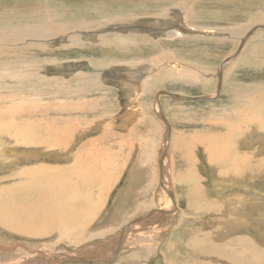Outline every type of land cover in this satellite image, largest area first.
Segmentation results:
<instances>
[{
	"label": "rangeland",
	"instance_id": "1",
	"mask_svg": "<svg viewBox=\"0 0 264 264\" xmlns=\"http://www.w3.org/2000/svg\"><path fill=\"white\" fill-rule=\"evenodd\" d=\"M142 1L143 0H58V1L48 0V3H52L53 6H56L55 4L57 5L62 4L63 7L69 6L68 8L76 7L75 9L83 8L85 10H88L86 15L75 14L74 16H72V19H74L75 22H79V21H91L95 19L97 16L101 17L105 15L108 17H114L115 15H120L121 12H123L122 14L126 15V18L131 15L132 17H138V18L139 17L151 18V12L152 13L157 12L156 8L166 7L168 5L170 6L176 2H179L180 0H165L169 2L158 3L157 5L153 6L154 10L148 9L149 13H145L146 12L145 11L144 12L145 14L143 13L141 16L140 15L141 12L138 11V9H135L134 7ZM92 6H97L98 8L99 6H101V8H104L107 10L105 11L103 10L104 11L103 13L93 12L89 10V7H92ZM108 7H110V9ZM194 7H196L195 12L200 17L199 19L200 21L199 22L197 21V23L193 22L194 23L193 26L197 27L198 25L199 26L201 25V27H205L208 29H211V28L219 29V30L222 29L221 30V32L223 31L222 37H214L211 35L212 32L210 34V32H208L207 30H199L195 28L194 29L195 31L200 32L199 34H203V33L204 34L202 36L201 35H198V36L197 35L195 36L185 35L183 37L177 36V37H172L171 39L167 37L165 38L161 37L160 40L165 43H163L162 45H158V47L157 46L151 47L152 45L151 41L144 39L147 41L143 40L142 42H140L141 38L139 39L135 35H130L131 39H133V37L135 36L134 39H137V40L139 39V43L143 45L136 46V44H134L135 46H130L129 48H132V49H129V50L133 51L134 53V54L132 53L130 56L129 54L131 52L121 53L120 51H118L117 53L114 52L113 54L111 53L112 55L109 56L110 58L113 56L111 59L121 58V60L123 61H128L131 58V60L133 59L135 63H142V62H147L148 60L150 61L152 57L153 59L161 57L160 53L169 51L170 56H171L169 57V59L175 57L176 59H181L182 61H186L192 64H197L196 66H199L200 67L199 69L201 70V71H198V70L195 71L198 76V78L196 76L197 79H193L194 76L188 77V78L187 77L185 78V76H182V77L176 76V78L170 77V76L166 77V74H164L162 77H160V79H158L156 86L148 94V96H146L145 94L144 97L136 99L140 104L143 101L145 103V108L144 106H142V108L140 106L138 108V111L135 113V115L134 116L131 115V119L129 123H127L125 126L121 125L122 124L121 115L124 114V112L128 109V106H130L131 103L132 104L136 103L135 105H137V102L130 101V104H126L125 95H124L125 93L119 87H116L112 85L111 83H107L106 85L108 86H104L103 88L102 87L95 88L94 86L90 87L91 85L90 80L85 81V79L81 80V79H77L73 75L70 76L69 74H73V72H71V70H68L66 66L64 67L63 64L61 65L59 64L61 60L78 59L79 66L81 65L84 66L83 64H89L88 57L89 58L93 57L94 59H98L102 57L100 55L101 52H99L100 50H98V49H101L102 47L94 48L93 45L90 46L88 42L86 41L83 46L82 45L75 46L74 48L67 47L68 49H63V48L62 49L58 48L55 50L48 49L49 51L48 50L38 51L35 54L36 56L41 57V58L43 57H52V58L54 57L56 59L59 58L55 64L54 63L52 64L44 63L43 64L42 74L44 75V77H47L50 80L57 78L59 82L58 84L59 86L56 88L54 86H51L53 82H49L51 83L50 88L49 89L44 88L43 90L44 93L42 94L38 93V96L41 98L40 106L41 107L45 105L50 106V104L60 103V102H64V103L76 102V104L73 106V110L69 108V110H65L66 112H62V113L64 114V116L71 115L72 119L75 118L77 120V121L74 120L77 123V128L73 130V134L75 133L73 138L76 137L77 139L79 138V136H81L79 139V143L77 144L78 151H76L75 148L69 149V148L63 147V149H60L58 153L56 152L57 153V156H56L54 155L55 153L52 154L53 153L52 150L49 151V148H46V150L43 149V151H41V149L40 150L38 149V153H40L41 155L40 157H38L39 162L40 163L53 162L55 160L54 157L55 158L57 157L58 159H60V157L61 158L67 157L69 159L68 161H65L67 163L64 162L65 164L64 170L61 168L60 170L64 172V174L66 175H69L72 173L71 175L74 178L76 175L75 174H74L75 176L73 175L74 168L72 167L73 163L71 162H76V165H79L82 163V166L84 165L83 169L85 171L82 170L80 173L82 174L84 172L83 175L84 174L85 175L84 176L81 174L80 175L83 177L84 180L88 176L89 173H91L90 175H92L91 170L95 169V167H97V170L99 168H100L99 170H101V166H102V170H103L104 164L108 166L106 167L105 170H103L99 174H95V173L93 174V179H91V182H93V184L97 183L96 185H94L97 187V189L94 186H93L94 187L93 189H90L89 188L90 185H88L84 187L83 190L80 191L81 195L82 194L88 195V197L91 196L93 202H95V199H97L100 205L99 209L97 210L98 212L94 211L95 213L93 214V216H92L91 211L85 210L82 212L81 216L84 218H87V216H89L90 219L95 220V221L94 220L92 221L93 223L89 222L87 223V225L85 224V227L83 228V230H79L76 233H68L64 231L62 228L63 223H60L58 226L56 225V227H53V229L51 227H47L48 229L45 228V231H48V232H46L44 237L39 236V235L37 237L36 235L23 234V233L13 232L6 228H0V234H1L0 242L3 245H7L8 243V246H13L16 244V247L14 248L18 249V250H15L16 252L14 251L13 256L7 255V253L1 254L0 252V259H2L1 260L2 262H4L3 260H8L9 258H11V256L12 257L15 256L14 257L15 259L17 258L19 259L25 255H29L30 253L32 255V253L35 251H38V252L45 251L42 254L47 255V253L48 254L63 253L69 256L79 258L81 260H88L90 264L92 263V261L94 262L98 261V263H100V260L107 258L108 254L110 253L111 249L114 246L113 245L114 239H116L117 235L120 236L119 235L121 233L120 231L128 223H131L134 220H136V218L143 216V213H146L148 208L158 209V208L168 207L169 204L167 202H169V200H166L168 198L166 197L165 194H163V189L159 187L161 183L156 179H158V176L160 175V170L158 168V161H157L159 159L157 158L159 157L161 147H163L162 143L164 140L163 139L164 133H165L164 130L165 128H167V130L169 129L168 127H165L166 126L165 123H163V121H161L159 117H158L159 119L157 118V114L152 108V103H153V99H154L156 92L169 91V92H176L179 94H184V95L192 97L190 98L191 100L186 99L181 102L179 100L174 99L173 97H170L169 95H164L161 98L163 102L167 100L166 104L168 103V106L165 107L164 112L166 116L168 117V121L171 125V133L174 134V136L170 134L172 136H170L171 140L168 143L169 149L167 148V150L169 151L168 152L165 151L164 153L167 156L165 158V161L167 163V168H168L166 177H167V180L171 184V188L173 189L175 196L177 194L176 200H179L177 201L179 202L178 204L179 210L176 209V211L178 212L175 215H168L167 216L168 218H166L167 220L155 219L156 224H153L150 229H147L148 231L142 230L136 227H135L136 229L135 228L130 229L129 231L130 233H128V237L130 236L132 237L130 238L127 237L121 247L122 250H124V252L121 250L120 254L122 255H119V257L121 258L120 262L122 263L126 262L127 264H139V263L140 264H264V164H263L264 163V139L260 140V137H258L259 136L258 135L259 132H257L258 130L251 133L250 138L252 140L248 139V137H245L246 133L240 136L239 134H237V132L239 131L238 130L239 128L235 129L234 126H232V124L230 125V123H233L234 125V120L232 118L233 115L235 114L234 110L236 109L239 110L241 108L245 110H249V108H252V104L248 105L249 101L252 100V97H250L251 94L250 92L248 94L246 93V89L249 87L250 88L247 89V92L253 91L252 93L254 96L253 95L251 96L254 97V101H256V99L259 101L260 100L262 101V103L259 104L262 110L260 111L261 114L259 115L260 118L258 120L260 121L264 119V108H263L264 100H262L264 99V97H262L264 96V93L262 94V91L264 92V85H263L264 84V50H263L264 48V28L263 27L259 28L258 31L255 32L256 35L253 34V32H251L249 33V36L246 35L244 38H242V35L245 34L247 29L253 26L254 24H258L261 22L264 25V17L261 18L260 20L258 19L259 18L258 16L260 15V13L264 14V0H194ZM180 13L178 14L180 15L183 14V12H180ZM178 14L176 16H178ZM68 18L69 20H71V16ZM180 19L181 18L179 17V21ZM233 26L234 27L238 26L239 28H241L242 30L241 32L243 34L237 35L235 33L229 32L228 30L227 31L223 30L225 28H230ZM189 30H193V28H190ZM141 31H142L141 32L142 35L147 34V33L145 34L146 32L145 30L142 29ZM206 33H208L209 35H206ZM188 39L190 41L185 42V40H188ZM261 39L262 41H259ZM222 40L225 42H223ZM238 41L243 42V43L245 42V45L242 49L240 48V46L236 49V44ZM255 41H258V43ZM261 44L263 45L261 46ZM87 45H88V48H87ZM139 47L142 49H139ZM251 48L252 50L253 49L254 50L251 51ZM150 49L152 52L150 51ZM235 49L238 50L239 54L236 53V55H233L232 59L234 62L231 59V60H228L226 64H224L226 65L225 66L226 68L223 66V69H222L223 77L221 79V82H222L221 84L223 85H221L220 90L217 91L216 87L214 86L218 82L217 76L215 75L218 74L217 69L219 68V64L223 59L225 60L226 57H228V55H230ZM140 50L142 54L139 52ZM32 54H33V51L30 50V51H26L22 53V56L27 57ZM125 57H128V58H125ZM133 57H136L137 59ZM255 58L258 60H256ZM205 59L208 61H206ZM201 65L202 67H205L207 70L202 68ZM209 68H211L212 70ZM205 71H209V72L206 73ZM198 80H203V81L205 80V82L209 84V85L206 84L205 92L203 88L198 84ZM228 80L229 81L231 80V81L229 82ZM252 80H253V83L251 82ZM6 82L11 83V80L7 79ZM228 84H231V85L229 86ZM242 85L244 86L242 87ZM35 87H37V83ZM80 88L81 90L78 91ZM105 89L108 92H105L106 91ZM254 90L256 91L259 90V91L254 92ZM2 91L5 92L7 90L2 89ZM242 91L244 93H242ZM234 92L236 95L234 94ZM258 92H261V93H259L258 95L256 94ZM32 93L37 94V92L35 93L34 91H32ZM53 93H55V95H52ZM212 93L214 94V96L210 97L213 95ZM35 96L37 97V95ZM195 96L197 97L196 99H195ZM205 96H209V99H205L204 98ZM255 96L256 97L258 96V97L256 98ZM84 100H88V101L84 102ZM108 100L110 103L108 102ZM236 103L237 104L239 103V105L237 106ZM110 104L112 105L110 106ZM242 104H244V106ZM8 105L10 104L2 103L3 107H7ZM135 105L133 107H135ZM218 105H220L219 107L220 109L218 108ZM104 106L107 107V109ZM245 106L247 107V109ZM234 107H236V109ZM166 108L168 109L167 111H166ZM222 109L224 110L222 111ZM220 110L222 111V113ZM49 113L44 114L47 116V119H49L50 115L55 114L54 112H49ZM194 114L196 116H194ZM204 114L206 115L204 116ZM25 117L26 116H21L19 122L22 123ZM211 117L213 118V120ZM118 118H120L121 120H119ZM171 119H172V122H171ZM224 122L226 124H224ZM243 124L244 126L246 125V123H243ZM230 128H232L233 130ZM231 131L232 132L234 131V132L232 133ZM189 134H192L194 136L189 135ZM196 134L198 135L196 136ZM223 134H225V136H227L228 138L224 137ZM228 134H231V135H228ZM261 134H264V133H261ZM213 138L214 140L216 138L215 141L219 142L218 145L215 146V149L216 147L217 149L214 151L210 149L209 147L210 142L211 143L214 142V140H212ZM68 139L69 138H67L66 135H64L62 137L61 136L58 137L56 140H54V142H56L55 143L56 145H61L63 143L67 144ZM90 140L93 141L94 146L91 144L92 142ZM89 145L90 147H88ZM20 147L22 148V146ZM93 147L97 149V151L95 149H91ZM15 148H17L15 150L17 151L16 153L19 154L18 161L15 160L16 157L14 159L10 158L11 160H7V161H5L6 159L4 158L3 160L2 158L0 159V199L3 198V200L5 199V200H10V201L11 200L17 201L25 196L23 195L25 194L24 189L21 188L17 184L18 182H20V180L19 178H17V176L13 174L15 173L13 169H17L16 171H18L22 167L26 168L28 166L27 164H30V163H27L22 158V153L23 155H27L26 153L24 154V150H22L21 148L19 149V146ZM78 148H81L80 151ZM85 149L88 151H86ZM93 150L96 151V154L95 152L93 153ZM15 151L13 153H15ZM30 152L34 153L36 151H30ZM76 153L77 155L73 156V154H76ZM69 154L72 156H69ZM89 154L91 155L90 158H89L90 156ZM43 155L45 159H43ZM75 156H78L79 160L72 159ZM83 156L88 159L84 158ZM94 156L95 158H93ZM235 156L239 163H240V160H242L241 163L242 164L244 163V168L242 167V169L244 170L246 169L247 171L246 173H241L243 174L242 176L243 178H239V181H243V182H240L242 183V185L239 187L236 185H232L235 182L234 176H237L238 173L229 174L227 172L231 170L234 171L233 168H236V163L234 165ZM92 158L95 159L96 161L94 160L93 165L90 166V168L92 169H90L87 167L89 166V163H92L90 162V161H93ZM35 159L36 158H32V160H35ZM102 159H105L104 160L105 163H103ZM80 160H82L81 163H80ZM84 163L87 164V166ZM255 165L258 166L259 168L256 174L252 172L254 170H251V168H254ZM237 168L238 170H240L239 166H237ZM86 169L87 170L89 169V170L87 171ZM108 170H109V174L108 173L107 174L109 176L108 175L107 176L110 178H107V176H105V173L108 172ZM135 170L138 172H135ZM102 173H104V175ZM10 174L12 175V177L14 175V177L10 178V176H8ZM146 174L147 175L150 174L151 180H150V177L147 176ZM196 175L198 176L200 175V176L198 177ZM133 176L136 179L139 178L140 182L138 180L136 181L133 178ZM141 176H144V177H141ZM128 179L129 180L131 179L130 181L132 182H130ZM79 180L81 179L79 178ZM91 182L89 180V184ZM100 182L101 184L98 185V183ZM195 182L196 184H194ZM251 182H253V184H251ZM15 184L17 186H14ZM126 186H127V189H125ZM99 187H102V188H99ZM123 189L125 190L123 191ZM19 191L20 192L23 191V192L20 193ZM17 192L19 193L21 197L17 195ZM139 192H142L143 195L142 193L141 195H139L140 194ZM97 194L98 195L100 194V195L98 196ZM235 194L242 196L243 200L241 199L239 201L236 200V202H235V198H233L234 200H232L231 198L234 197ZM102 196H103V199L101 198ZM119 196H122L123 198L120 197V200H119L118 199ZM135 198L138 199L139 203L135 202L136 201ZM151 200L153 201V203H156L154 204L155 206L153 205ZM228 200H229V203L233 201L235 206H237L236 208H239L238 210L242 211L241 214L243 213L244 215L246 214L245 215L246 217H247L248 211L253 208L250 206H254V208L252 209L253 213L251 214H255V215L252 216V219L249 220V223H248L249 218L246 219L247 221H243L242 219H239L240 221L243 222L244 226L242 227V229L238 230V232L233 227L234 226L233 225L234 222L232 221L233 216L231 217V214L228 213V211L232 212L231 210L234 209V205H232L233 206L232 207L231 204L226 203ZM242 201L244 204L241 205L240 202ZM145 202H146V206L144 205ZM132 203L134 204L132 205ZM188 206L193 208L194 213L187 210L189 208ZM228 207H232V208H229L230 210H228ZM126 213L128 214L121 216ZM235 213H238V212H235ZM68 217L70 216L68 215ZM179 217L181 220L178 222H175L176 220H179ZM241 218L243 217L241 216ZM248 225H250V229L246 228ZM108 226L110 227V229L107 230L106 227ZM226 226L231 228L233 231L227 229ZM62 231H64V233ZM209 232L211 235L209 234ZM223 232H224L223 237H225V234H227V236L225 238H217L218 236L216 235L218 233L221 234ZM47 234H50V235H47ZM75 235H77V237L79 236L78 240L73 238ZM136 238L140 239L141 242L140 243L133 242L136 240ZM143 239L148 240V241H145ZM28 247L29 248L31 247L32 249L31 248L30 249L33 251L30 252V250H28ZM148 247L151 248L148 250L152 252L145 250ZM153 248L155 249V251L153 250ZM138 250L140 252H138ZM132 252H135L137 256L132 255ZM144 252H146V255ZM152 253H154V255ZM161 254L163 257L161 256ZM229 254L232 256L233 259L231 258ZM36 255L37 254L35 253L33 257L38 258L39 256L38 255L36 256ZM141 255L142 257L144 256L146 260L144 257L142 258ZM124 257L125 258L127 257V258L125 259ZM227 258H231V259H227ZM114 260H118V259H114Z\"/></svg>",
	"mask_w": 264,
	"mask_h": 264
},
{
	"label": "bare ground",
	"instance_id": "2",
	"mask_svg": "<svg viewBox=\"0 0 264 264\" xmlns=\"http://www.w3.org/2000/svg\"><path fill=\"white\" fill-rule=\"evenodd\" d=\"M161 2H169V1H165V0H143L138 5H136L134 8L138 9V11L141 12L140 15L142 16V14L145 11H146L145 13H149L148 9H153L154 10L153 6H155V5H157L158 3H161ZM51 4L52 3H48V0H0V159L2 158V160H3V158H4V159H6L5 161H7V160L14 159L16 157L15 160L18 161L19 160V156H18L19 154L16 153L17 151H15V150L17 148H15V147L19 146V149H20L21 148L20 146H22L21 149L24 150V154L25 153L27 154V155H23V153H22V158L27 163H30V164H27L28 166L26 168L22 167L18 171H16L17 169H13L15 171V173H13V174L15 176H17V178H19V180H20V182H18L17 184L21 188L24 189L25 194H23V195H25V196L23 198L17 200V201L16 200L15 201H12V200L10 201V200H5V199L3 200V198L0 199V228H6V229H9V230H11L13 232H18V233H23V234L36 235L37 237H38V235L44 237L46 232H48V231H45V228L51 227L53 229V227H56V225L58 226L60 223H63L62 224V228H63L64 231H66L68 233H76L79 230H83V228L85 227V224L87 225V223H89V222L91 223L94 220V219L93 220L90 219V217L87 216V215H85V216H87V218L82 217L81 216L82 212L85 211V210L86 211L87 210L91 211L92 216H93V214L95 213L94 211L98 212L97 210L99 209L100 205H99L97 199H95V202H93L91 196L88 197V195H83V194L81 195L80 191L83 190V188L88 186V185H90L89 186L90 189H93L94 187L97 189V187L94 186L97 183L93 184V182H91V179H93V174L94 173L95 174H99L100 172L105 170L108 165L104 164L105 166L103 165V167H104L103 170H102V166H101V170H99L100 168L97 170V167H95V169L90 168V166H92L93 163H94V160H95V159H93V158H95V156H94L92 158L93 161H90L92 163H89V166L87 167V168L92 169L91 170L92 175H90L91 173L88 172L89 173L88 176L86 178L84 177L85 180H86L85 181L83 179V177L81 176V175H83L84 172L82 174L80 173L82 170L85 171L83 169L84 165L82 166V163H81L82 160H80L81 164H79V165H76V162H71V163H73L72 167L74 168V171L72 170L74 172L73 175L74 174L76 175V176L74 175L75 176L74 178L71 175L72 173L69 174V175H66V174H64V172H62L60 170V168L64 170V168H65L64 162L68 161V159H69L67 157L66 158L65 157L61 158L60 157V159H58L57 157L56 158L54 157L55 160L53 162H43V163L39 162V160H38L39 158L38 157H40L41 155H40V153H38V149L39 150L41 149V151H43V149L46 150V148H49V151L52 150V152H53L52 154L55 153L54 155H56V156H57L58 151H60V149H63V147L69 148V149H74L75 148V150L78 151L77 150V144L79 143V139H80L81 136H79V138H77V139H76V137L73 138V136L75 134V133L73 134V130L77 128V123L74 121L76 119L75 118L72 119L71 115L64 116V114L62 113V112H66L65 110H69V108L73 110V106L76 104V102L53 103V104H50V106L49 105L43 106L44 108L40 106V101H41L40 99L41 98L38 96V93L39 94L44 93L43 92L44 88H48L49 89L50 88V84H51L49 82H53V84L51 86H54L56 88L59 86L58 85L59 82H58L57 78L50 80L47 77H44V75L42 74L43 64L44 63H50V64L54 63L55 64L58 61L59 58H57V59L54 58V57L53 58L52 57H43V58H41V57L36 56L35 54L38 51H44V50H48V49H54V50L58 49V48L68 49L67 47L74 48L75 46H81V45L83 46L86 41L88 42V44L90 46L93 45L94 48L95 47L96 48H101L102 47L101 49H98V50H100L99 52H101L100 55L102 57L98 58V59H94L93 57H90V58L88 57L89 64H83L84 65V67H83L84 69L82 68V65L79 66L78 59L61 60L59 62V64L60 65L63 64L64 67L66 66V68L68 70H71V72H73V74H69L70 76L73 75L77 79H81V80L85 79V81H87V80L89 81L90 80L91 81L90 87L94 86L95 88H98V87H102L103 88L104 86H108V85H106L107 83H111L112 85H114L116 87H119L125 93L124 95H125V103L126 104H130V101L131 102H137V105H135L136 103H134V104L131 103L130 106L127 105L128 109L124 112V114L121 115V119L122 120L120 118H118L119 120H121V123H122L121 125L125 126L127 123H129V121L131 119V115L134 116L135 113L138 111V108L140 106H141V108H142V106H144V108H145V103L142 101V103L140 104L136 99L144 97L145 94H146V96H148V94L156 86V83H157L158 79H160V77H162L164 74H166V77L170 76V77H175L176 78V76H180V77L185 76V78L186 77L188 78V77L194 76L193 79H197L198 76H197V73L195 71L196 70L201 71V70L199 69L200 68L199 66H196L197 64H192V63H189V62H186V61H182L181 59H176L173 55L172 56L174 58H170L169 59V57H171L169 51L168 52L160 51V52H162V53H160L161 57L153 59V57L151 56L152 58L150 57L151 58L150 61L148 60L147 62H142V63H135V61L133 59L131 60V58L128 61H123V60H121V58L116 59L115 56H114L115 59H111L113 56L111 58L109 56H111L114 52L117 53L118 51H120L121 53L122 52H129L130 53L131 52L129 54V56H130L133 53V51H130L129 49H132V48H129V47L130 46H135L134 44H136V46L141 45L139 43V39L140 38H141L140 42H142L144 39H147V40L151 41V43H152L151 47L152 46H154V47L157 46L158 47V45H162L163 43H165V42H162L160 40L161 37H163V38L167 37L169 39H171L172 37H177V36H179V37L182 36L183 37V36L186 35L184 33L185 30H188L190 28H193V29L196 28V29H199V30H207L208 32H210V34L212 32L211 35L214 36V37H222V34H223V31L221 32L222 29L221 30L214 29V28L208 29V28H205V27H201V25L200 26L198 25L197 27L193 26L194 25L193 22L197 23V21L198 22L200 21L199 20L200 17L195 12V8L196 7H194V0H180L179 2H176L173 5H170V6L168 5L166 7L156 8L157 12L152 13L150 11L151 12V18H147V17L146 18L132 17V15L129 16V14H128L129 17L126 18V15L122 14L123 12L120 11L121 14L120 15H115L114 17H108V16L104 15V16H101V17L97 16L95 19H93L91 21H79V22H75V20L72 19V16H74L75 14H77V15H86L88 10H85L83 8L75 9L76 7L75 8H72V7L68 8L69 6L68 7H63L62 4H60V5L55 4L56 6H53V4L52 5ZM108 8L110 9V7H108ZM89 10L93 11V12H97V13H103L107 9L101 8V6H99V8L97 6H92V7H89ZM180 12H183L184 15L183 14L180 15L181 14ZM178 13H180V14H178ZM177 14H178V16H176ZM140 15H138V16H140ZM70 16H71V20H69V18H68ZM133 16H135V15H133ZM179 17L181 18L180 21H179ZM258 17H259L258 19L260 20L261 18L264 17V14L260 13V15ZM142 20H144V21H142ZM174 24H177V26L178 25L179 26L176 27L175 29H172V30L167 27L169 25H170L169 27H171ZM240 25H241V23H240ZM262 27L264 28V25L261 22L258 23V24H254L253 26H251V27H249L247 29L245 34L242 35V38H244L246 35L249 36V33H251V32H253V34H255V32L258 31V29L262 28ZM142 29L146 31L145 32V34L147 33L146 35H144V34L142 35V33H141ZM162 30H164V31H162ZM223 30H225V31L228 30L229 32L235 33L237 35L238 34L239 35L243 34L241 32L242 31L241 28H239L238 26L237 27L233 26V27H230V28H225ZM203 34H201V36ZM253 34H252V36H253ZM130 35H135L139 39L138 40L134 39L135 36L133 37V39H131ZM129 36H130V38H129ZM187 36H190V35H187ZM206 39H207V37H206ZM211 39H212V37H211ZM147 40H144V41H147ZM149 41H148V43H149ZM188 41H190V40L189 39L185 40V42H188ZM259 41H262V39L259 40ZM208 42H210V41H208ZM223 42H225V41H223ZM255 42L258 43V41H255ZM244 45H245V42L243 43V42L238 41L237 44H236V49L239 46L242 49L244 47ZM262 45L263 44H261V46ZM87 48H88V45H87ZM139 49H142V48L139 47ZM236 49L234 51L232 50L233 52L230 55H228V57H226L225 60L223 59L224 61L222 60L220 62V64H219V68L217 69V73L219 75L218 74L215 75V76H217L218 82L214 86V87H216L217 91L220 90L221 85H223V84H221L222 83L221 79L223 77V72H222L223 66L225 67L226 65H224V64H226L228 62V60H231L233 58V55H236V53H238V50H236ZM30 50L33 51L32 55L27 56V57L26 56H22V53H24L26 51H30ZM253 50L251 48V51H253ZM263 50H264V48H263ZM150 51H151V49H150ZM139 52L141 53V50ZM173 52H174V50H173ZM124 55H125V53H124ZM119 57H120V55H119ZM125 58H128V57H125ZM133 58H136V57H133ZM147 58H145V59H147ZM256 60H258V59H256ZM260 60H262V59H260ZM206 61H208V60H206ZM232 61H233V59H232ZM201 67H202V65H201ZM202 68L206 69L205 67H202ZM209 69H211V68H209ZM205 72L207 73L209 71H205ZM210 74H211V72H210ZM196 76H197V78H196ZM7 79H10L11 83L6 82ZM59 79H61V78H59ZM199 79H201V78H199ZM205 79H206V77H205ZM65 80H66V78H65ZM173 80H174V78H173ZM251 82L253 83V80ZM36 83H37V87H35ZM198 84L203 88V90L205 92L206 84H208V83H206L205 80L204 81L203 80H198ZM261 84H262V82H261ZM185 85H187V84H185ZM228 85L230 86L231 84H228ZM243 86L244 85H242V87ZM210 88H211V86H210ZM249 88H247V89H249ZM254 88H252V89H254ZM2 89H6L7 91L3 92ZM247 89H246V93L248 94L250 92V94L253 95V93H252L253 91H248L247 92ZM80 90H81V88L78 91H80ZM238 90H240V89H238ZM32 91H34L35 93L37 92V94H33ZM255 91L256 90H254V92ZM257 91H259V90H257ZM105 92H108V91L106 90ZM27 93H28V95H27ZM242 93H244V92L242 91ZM259 93H261V92H258L256 94L259 95ZM263 93L264 92L262 91V94ZM234 94H235V92H234ZM35 95H37V97ZM52 95H55V93H53ZM164 95H169L170 97H173L174 99L179 100L180 102L183 101V100H186V99H190L192 97L184 95V94H179V93H176V92L158 91V92L155 93L154 99L152 98L153 99L152 108L155 111V113L157 114V118L159 117L161 119V121H163V123H165V125H166L165 127H168V129H169V130H167V128H165V130H164L165 133L163 132L164 133V137H163L164 140H163V143H162L163 147H161L162 146V144H161V146H160L161 147V149H160L161 151H160L159 157L157 158V159H159L157 161H158V168L160 170V175L159 176L156 175V176H158V179H156V180H158L161 183V184L159 183L160 184L159 187L161 189H163V194L166 195V197L168 198L166 200H169L170 203L167 202L169 205H168V207H165V208H158V209H156V208L155 209H152V208L149 209L148 208L147 212L143 213V216H140V217L136 218V220H134L133 222L128 223L121 231L119 230L121 232L119 234L120 236L117 235L116 239H114V241H113V245L114 246L111 249L110 253L108 254L107 258L100 260V263H98V261H95V262L92 261L91 264H127L126 262H123V263L120 262L121 258L119 257V255H122V254H120L121 250H122L121 247H122L125 239L128 237V233H130L129 232L130 229H132V228L134 229L135 227L139 228V229H142V230L150 229L153 224H156L155 223L156 222L155 219H160V220L165 219V220H167L166 218H168L167 217L168 215H175L178 212V211H176V209L179 210L178 209L179 202H177L179 200H176L177 199L176 198L177 194L175 196L174 191L171 188V184L167 180V177H166L168 168H167V163L165 161V158L167 156L164 153H165V151L166 152L169 151V150H167V148L169 146L168 143L171 140L170 136H172V135L174 136V134L171 133V125H170V123L168 121V117L166 116V114L164 112L165 107L168 106V103L166 104L167 100L165 102H163L161 100L162 96H164ZM251 95H250V97H252V100L249 101L248 105L252 104V108L248 107L249 110H245L243 108L237 110L236 107H234L236 109V110H234L235 114L232 117L233 120H234V125H233V123H230V125L232 124V126H234L235 129L239 128L238 129L239 131L237 132V134H239L240 136H242V134L246 133L245 137H248V139H251L250 138L251 137V133H253L256 130H258L257 131V132H259L258 133V135H259L258 137H260V140H263L264 139V134H261V133H264V119L260 120V121L258 120L260 118L259 115L261 114L260 111L262 110V108L260 107L259 104H261L262 101L260 100L261 101L260 102L257 99H256V101H254V97H253L254 95L253 96H251ZM213 96H214V94L212 96H210V97H213ZM230 96H232V95H230ZM247 97H246V99H247ZM262 97H264V96H262ZM196 98L197 97L195 96V99ZM204 98L205 99H209V96H205ZM235 98H237V97H235ZM95 100H96V98H95ZM262 100H264V99H262ZM86 101H88V100H84V102H86ZM108 102H109V100H108ZM251 102H253V103H251ZM2 103H8L10 105H8L7 107H3ZM111 105L112 104H110V106ZM134 105H135V107H133ZM238 105H239V103L237 104V106ZM242 105L244 106V104H242ZM219 107H220V105H218V108ZM221 107H222V105H221ZM105 108L107 109V107H105ZM194 108H196V107H194ZM263 108H264V106H263ZM246 109H247V107H246ZM167 110L168 109L166 108V111ZM223 110L224 109H222V111ZM103 111H104V109H103ZM222 111H221V113H222ZM49 112H54L55 114L50 115L49 119H47V116L44 115V114L49 113ZM106 114H108V113H106ZM116 114H114V115H116ZM206 114H204V116ZM21 116H26L27 117V118L25 117V119H23L22 123L19 122ZM106 116H108V115H106ZM118 116H120V115H118ZM194 116H196V115L194 114ZM215 116H217V115H215ZM228 116H229V114H228ZM213 117H214V115H213ZM193 118H195V117H193ZM212 120H213V118H212ZM200 121H201V119H200ZM171 122H172V119H171ZM243 123H246V125L244 126ZM224 124H226V123L224 122ZM71 126H73V127H71ZM232 128H230V129H232ZM200 130H201V128H200ZM191 133H193V132H191ZM170 134H172V135H170ZM231 134H228V135H231ZM64 135H66V137L69 138L67 144L63 143L61 145H56L55 144L56 142H54V140H56L58 137H60V136L62 137ZM189 135H192V134H189ZM197 135L198 134H196V136ZM192 136H194V135H192ZM223 136L228 138L227 136H225V134H223ZM212 140H214V138ZM215 140H216V138H215ZM215 140H214V142L212 141L213 143L210 142V144H209L210 149H212L213 151L217 149V147L215 149V146L218 145V143H219V142H217ZM90 141L92 142L91 144L93 145V141L92 140H90ZM174 143H175V141H174ZM90 145L88 147H90ZM200 145H202V144H200ZM12 146H14V147H12ZM78 149L80 151L81 148H78ZM82 149H83V147H82ZM91 149H95V148L93 147ZM95 150L97 151V149H95ZM181 150H182V148H181ZM14 151H15V153H13ZM30 151H36V152L33 153V152H30ZM86 151H88V150H86ZM86 151H85V153H86ZM96 151L93 150V153L95 152V154H96ZM178 151H179V149H178ZM91 152H90V154H91ZM232 152H233V150H232ZM74 155H77V153L73 154V156ZM216 155H214V156H216ZM69 156H72V155L69 154ZM87 156H88V154H87ZM46 157H47V155H46ZM90 157H91V155L89 156V158ZM212 157H213V155H212ZM32 158H36V159L32 160ZM84 158H86V157H84ZM43 159H45L44 155H43ZM72 159L79 160L78 156H75ZM81 159H82V157H81ZM86 159H88V158H86ZM102 160H103V163H105L104 162L105 159H102ZM234 160H235L234 165L236 163V168H233L234 171L233 170H231V171H227L226 170V171L229 174H232V173L240 174V175L237 174V176H234L235 182H234V184H232V185H236V186L239 187V186L242 185V183H240V182H243V181H239V178H243L242 177L243 174H241V173H246L247 171H246V169L245 170L242 169V167L244 168V163L243 164L241 163L242 160H240V163H239L237 158H236V156H235ZM65 163H67V162H65ZM78 163H79V161H78ZM85 165L87 166V164H85ZM95 165H97V164H95ZM231 165H232V163H231ZM237 166L240 167V170H238ZM231 167H233V166H231ZM69 168H70V166H69ZM137 169H139V168H137ZM258 169L259 168L256 165H255L254 168H251V170H254L252 172H254L255 174H256ZM14 171H12V172H14ZM111 171H113V170H111ZM9 172H11V171H9ZM135 172H138V171L135 170ZM107 173L109 174V170H108V172L105 173V176L108 175ZM86 174H87V172H86ZM102 174L104 175V173H102ZM14 175H13V177H14ZM8 176H10V178H13L11 174L8 175ZM108 176H107V178H110ZM147 176H149L150 180H151L150 174H148ZM196 176H198V175H196ZM71 177H72V179H71ZM141 177H144V176H141ZM79 178L81 180H79ZM94 178H96V177H94ZM133 178H134V176H133ZM134 179L136 181L140 180L139 178L138 179L134 178ZM89 180L91 182L90 184H89ZM144 180H143V182H144ZM150 180H148V181H150ZM156 180H154V181H156ZM98 181H99V179H98ZM128 182H127V184H128ZM130 182H132V181H130ZM253 182H251V184H253ZM99 184H101V182L98 183V185ZM133 184H135V183H133ZM194 184H196V182ZM11 186H13V185H11ZM14 186H17V185L15 184ZM127 186H126L125 189H127ZM103 187H105V186H103ZM99 188H102V187H99ZM125 189H123V191ZM10 190H12V189H10ZM198 190H199V188H198ZM22 192H20V193H22ZM121 193H122V191H121ZM139 193H140L139 195H141L142 192H139ZM2 195H3V193H2ZM7 195H8V193H7ZM17 195H19L18 192H17ZM118 195H120V194H118ZM142 195H143V193H142ZM204 195H205V193H204ZM133 196H134V194H133ZM120 197H122V196H119V198H118L119 200H120ZM101 198L103 199V196ZM233 198H235V202H236V200H238V201L240 199L243 200L242 196L237 195V194H235V196L232 197L231 199L234 200ZM231 199H230V201H231ZM135 202L139 203L138 199H136ZM151 202L153 203L152 200H151ZM134 203H132V205ZM226 203H229V200ZM240 203H241V205L244 204L243 201L240 202ZM154 204H156V203H153V205ZM220 204H222V203H220ZM229 204H231V206L234 205V209L231 210L232 212L228 211V213L231 214V217L233 216V218H232V221L234 222V223L232 222L233 225H234L233 227L238 232V230L242 229V227L244 226L243 222L240 221L239 219H242L243 221H247L246 219L249 218L248 219V223H249V220L252 219L253 215H255V214H251V213H253L252 209L254 208V206H250L249 205L250 207H253V208L248 211L247 217H246L245 216L246 214L245 215H244V213L241 214L242 211L238 210L239 208H236L237 206H235L233 201L231 203H229ZM144 205L146 206V202H145ZM251 205H253V204H251ZM135 207H136V205H135ZM139 207H141V206H139ZM197 207H198V205H197ZM232 207H228V210H230L229 208H232ZM189 208L187 210L192 212V213H194L193 208H191V207H189ZM243 210H245V209H243ZM235 212H238V213H235ZM127 214L128 213L123 214L121 216H124V215H127ZM68 215L70 217H68ZM241 216L243 218H241ZM180 220L181 219L179 217V220H176L175 222H178ZM215 227H213V228H215ZM106 228H107V230L110 229L109 226L106 227ZM153 228H155V227H153ZM226 228L229 229V230H232L228 226H226ZM246 228L250 229V225H248ZM112 229H114V228H112ZM64 231H62V232L64 233ZM110 231H112V230H110ZM66 232H65V234H66ZM50 234H47V235H50ZM136 234H137V232H136ZM206 234H208V233H206ZM206 234H205V236H206ZM209 234H210V232H209ZM144 235H145V233H144ZM212 236H214V235H212ZM216 236H218L217 238H225L227 236V234H225V237H223L224 236V232H223L221 234L218 233ZM130 237H132V236H130ZM130 237H128V238H130ZM73 238L78 240L79 236L77 237V235H75ZM143 240H145V239H143ZM145 241H148V240H145ZM133 242H136V243L139 242L140 243L141 240L136 238V240L133 241ZM149 242H150V240H149ZM159 243H160V241H159ZM0 244H1L0 245L1 254L7 253V255H12L13 256L14 251L18 250V249L14 248V247H16V244L13 245V246H8V243H7V245H3L0 242ZM4 244H6V243H4ZM30 248L28 247V250H30V252L33 251V250H31L32 248L31 249ZM148 249H151V248L148 247L145 250H148ZM153 250L155 251L154 248H153ZM122 251L124 252V250H122ZM148 251H150V250H148ZM44 252L45 251H40V252L35 251V252L32 253V255L30 253L29 255H25V256H23V257H21L19 259L17 258L18 260L14 258L15 256L14 257L11 256V258L8 257L9 258L8 260H3L4 262L1 261L2 259H0V263L1 264L2 263L3 264H90V262L88 260H81L79 258H76V257H73V256H69V255H66V254H63V253H58V254L57 253H54V254H48L47 253V255H44V254H42ZM138 252H140V251L138 250ZM150 252H152V251H150ZM35 253L39 256L38 258H34L33 257V255ZM144 253L146 255V252H144ZM152 254L154 255V253H152ZM132 255L137 256L135 254V252H132ZM132 255H130V256H132ZM161 256H162V254H161ZM141 257H142V255H141ZM132 258H134V257H132ZM231 258H232V256H231ZM231 258H227V259H231ZM114 259H118V260H114ZM135 259H136V257H135ZM90 260H92V259H90ZM145 260H146V258H145ZM113 261H115V262H113ZM171 262H172V260H171ZM135 263H137V262H135Z\"/></svg>",
	"mask_w": 264,
	"mask_h": 264
},
{
	"label": "water",
	"instance_id": "3",
	"mask_svg": "<svg viewBox=\"0 0 264 264\" xmlns=\"http://www.w3.org/2000/svg\"><path fill=\"white\" fill-rule=\"evenodd\" d=\"M170 26V25H169ZM169 26H167L168 28H170L171 30L172 29H175L176 27H178L177 26V24H174L173 26H171V27H169ZM186 35H190V36H195V35H201V34H199L200 32H198V31H195L194 29L193 30H185V32H184ZM206 35H209L208 33H206ZM84 66H82V68H83ZM84 69V68H83Z\"/></svg>",
	"mask_w": 264,
	"mask_h": 264
}]
</instances>
